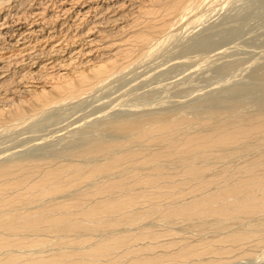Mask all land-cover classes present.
<instances>
[{
  "label": "bare ground",
  "instance_id": "6f19581e",
  "mask_svg": "<svg viewBox=\"0 0 264 264\" xmlns=\"http://www.w3.org/2000/svg\"><path fill=\"white\" fill-rule=\"evenodd\" d=\"M203 1L216 0H11L9 4L0 6V124L23 119L26 111H39L51 103L89 90L108 73H114L113 70L124 68L129 61L137 59L143 47L152 43L150 39H156L173 24L176 25L175 22L182 20ZM50 7L57 10L51 11ZM157 41L154 43L160 42ZM154 43L147 47L148 51ZM69 69L71 74L68 75L65 70ZM52 79L56 82L50 85L49 90L41 88ZM6 82L10 85L3 87ZM36 82L40 83L39 88H32ZM218 118H222L221 115ZM132 119L115 126L137 149H133L131 144L123 147L121 141L116 140L106 141L110 143L105 144L107 147L101 143V150H104L100 152L97 151L99 147H89L92 149H87L90 159L94 154L96 158L100 155L105 159L102 163L90 160L93 161L91 166L88 165L90 168L72 161L65 164L50 161V164L49 160L0 165V249L7 247V250L10 246L9 253L3 252L5 256L0 258V263L100 264L105 260L110 264L115 257L110 258V255L115 249L126 245L124 251H119L125 256L130 255L129 264H161L166 257L168 260L172 257L183 260L196 254V250L191 248L194 245L186 242L176 251L173 249L175 252L172 254L167 255L168 252L163 251V254L158 253L160 255L141 257L137 252L140 250L131 249L130 240L126 242L129 238H126L125 231L122 234L118 228L122 225L126 228L129 224L135 226L140 220L155 216L168 223V226L164 224L168 228H171L169 224L185 221L202 231L204 224L219 227L220 223L223 225L231 218L238 220L244 216L264 215L263 112L257 117H235L228 124L165 115ZM192 124H199L202 128L207 126L203 130L188 132ZM252 138L255 140L251 141ZM144 142L151 144L152 148L151 145L143 147ZM237 146L242 152H254L257 156L252 157L256 158L236 168L227 165L217 167L219 162L223 164L222 159L238 154ZM233 148L235 150H230ZM210 157L213 162L208 160ZM162 161L173 163V169L165 170ZM258 167L261 170L258 171ZM103 174L106 180L103 176L101 183L92 181L88 190H83L82 186L81 189L72 188V195H57L62 193L63 187L81 186L83 180H92L94 176ZM235 175L238 177L234 178ZM139 184L143 193L138 192ZM44 198H49L46 203L42 202ZM36 200L42 205L36 204ZM261 228L264 229V223L258 229ZM152 229L147 228L140 234L145 238L155 237L157 234L154 235ZM43 231L57 236L59 242L60 238L71 236V239H66L68 242L65 241L69 247L79 245L84 234L93 236L103 231L108 235L91 243L86 250L75 252L79 257L73 260L72 257L67 259L70 254L65 253L55 256H43L41 253L42 256L33 258L27 251L29 258L23 259L20 254L23 250L18 253L17 248V253L11 254L12 247L25 248L21 245L23 241L18 239L20 234L21 240L26 235L34 239L42 236ZM79 233L83 234L79 235L82 239L77 236ZM240 235L243 236L233 233L225 238L238 240ZM28 238L26 243H30ZM89 239L85 237L84 242ZM115 255L118 254L115 252ZM85 256L92 258L90 262ZM208 260H192L191 264H206Z\"/></svg>",
  "mask_w": 264,
  "mask_h": 264
},
{
  "label": "rangeland",
  "instance_id": "374dc122",
  "mask_svg": "<svg viewBox=\"0 0 264 264\" xmlns=\"http://www.w3.org/2000/svg\"><path fill=\"white\" fill-rule=\"evenodd\" d=\"M0 2H3L2 4L0 3V6H3L9 4L11 0H8V3L6 0H0ZM53 9L54 7L52 9L50 7L51 11L57 10ZM120 10H123V7H121ZM184 17L179 22L177 21L178 23L175 22L176 25L173 24L174 26L172 25L168 30L160 34L158 36L160 39L157 37L158 34L155 36V38L157 37L156 39L152 38V41L150 39L149 42L152 43L157 40L160 42L157 41L158 43H154L153 46H150V52L147 47L150 44L152 45V43L145 45L146 48L143 47V50L147 49L146 52L145 50H141V52H139L141 55H137L139 59H133L134 62L133 60L129 61V64L126 65L128 68L125 66L119 70H113L114 73L111 71L112 73H108L109 75L102 81L94 84L92 88L80 95H75L74 97L70 96L59 102L51 103L39 111H26V115L23 119L3 122L5 125L1 122L0 165L7 164V162H26L27 160H38V162L49 160L48 163L50 164V161L56 164H65L72 161L84 167L89 164L91 166V162L93 161L102 163L105 159L100 155L96 158L94 154L93 159H90V155L87 154L89 153L87 149L89 151L92 149L89 147L92 148L95 146V149L99 147L97 151L99 150L98 152H100L104 150H101L104 146L107 147V145L110 144H107V142L116 140L121 141L123 147L131 144L133 149H137L134 143L133 145L132 142H128L126 135L116 130V126L119 122L133 120L132 118L136 119L138 117L145 118L165 115L170 118L182 117L190 120L195 118L194 120L197 122L208 119L207 121H210L212 124L216 122H225V124H228L232 122V119L235 117H257L262 112L264 113V0L203 1L196 9H193L191 12L189 11V14ZM84 18L89 19L88 16ZM218 25L221 26L219 27ZM142 51L146 53L145 55L143 53V56ZM65 71L68 72L71 71V69ZM69 74L71 73L68 72V75ZM7 82L3 83L5 84L3 87L10 85L7 84ZM55 82L56 80L52 79L51 82H45L41 88L49 90L50 85ZM37 86H40V83H33L31 87L39 88ZM209 111H212L211 115ZM212 113L217 115H213ZM220 115L223 119L218 118ZM229 115L232 116V118H230ZM212 116H215V118ZM216 117L220 120L218 121ZM255 122L257 121L255 120ZM192 125L193 127L188 128V132L197 131L199 128H202L199 124ZM113 126H115V128ZM205 126H203L201 130H203ZM254 140L255 138H252L251 141ZM101 143L104 144L103 147ZM144 143L143 147H149V145H151L146 142ZM150 147L152 148V145ZM235 148L236 150L239 149L238 154H231L232 156L229 155L222 159L221 161L223 164L219 162V166L217 167H220V165H227L229 168H236L244 165L248 160L256 158L252 157L254 152H242L238 146ZM230 150L233 151L235 149L233 148ZM84 152H86L85 154L87 155H85ZM95 153L97 154V152ZM208 160L213 162V158L211 157ZM163 162L164 161H162V163ZM123 166L125 167V165ZM173 166L174 164L170 162H164L162 164V167L167 171L172 170ZM129 169L131 168H128V170ZM259 170H261V168L258 167V171ZM142 172H145V170ZM97 176H94V179H96ZM103 176L104 174L101 175L100 178L97 177V180L100 181L85 179L83 180L84 183H79L81 186L75 184L73 185L74 187H63L62 190L65 192L61 190L62 193L57 195H72V188L81 189L82 186L84 188L83 190H88V188H91V184L89 183L92 181L101 183L103 181ZM104 177L103 179L106 180L107 177ZM235 177H238V175H235L234 178ZM141 185L143 186L142 183ZM141 185L139 184L138 186V192L141 191L143 193V191L140 190L142 189L140 188L142 187ZM47 199L49 198H44L42 202L46 203L45 201ZM42 202L36 200V204L41 203L40 205H42ZM260 215L261 214L254 215L252 217L244 216L238 220L231 218L223 222V225L220 223L219 227L221 228L211 227L209 224L205 226L204 224L202 231L197 230V227H192L191 224L185 221H178V223L176 222L174 225L169 224L171 228H168L166 227L168 223L162 222L161 219L158 218V220L157 217L154 216L151 217L152 220L151 218H144V221L140 220V222H137L139 224L135 226L129 224V228L126 225V228L122 225L123 227L120 226L118 228L119 231H117H121L122 234L125 231L124 234L126 238H129L126 242L130 240L128 242L129 246L131 249L134 247L136 251L140 250L137 252H139L138 254H140L139 256L141 257H144V255L147 257L151 254L160 255L163 251L164 253L168 252L167 255H169V253L172 254L175 252L178 247L185 245L186 242L194 245L193 247L191 246V248H194V251L196 250V254H191V256H188L189 258L183 260L177 258L173 259V257L170 258L172 260H168L166 257L165 261L161 264L165 262V264H180V261L181 264H183L182 262H184V264L188 262L191 264L192 260L196 262V260L202 261V259H209L206 264H264V229L261 228V230H259L260 227L263 226L264 215ZM141 224H143V226ZM164 224H166V226ZM172 227H174L173 230H171ZM144 228H154L152 231L153 234L155 233L154 235L157 234L155 236L156 238L149 236L151 237L149 239V237L145 238L144 235L143 238L140 233L145 230ZM167 229L171 230V232H168ZM165 230L167 232H165ZM43 232V234L41 233L42 236L37 237L38 239L36 237L33 239V236L26 235L25 237L23 235L25 239L22 237L21 240L22 234H20L19 238V235H17L15 238H18L21 242L23 241L21 245L25 248L23 249L21 246L12 247V253H10L15 254L17 250L19 251L18 253H20L23 250L20 253L23 259L26 257V259H28L29 256H33V258L39 255L42 256V254L43 256H55L57 253L58 255L65 253L70 254L67 259L71 260L72 257L73 260V258L76 259L79 257L76 255L79 250L82 251L84 248L86 250L88 246L90 247L91 243L93 244L98 240L100 241V239H103L106 235V232L103 233V231L95 233L93 236L84 234V236H82L83 239L85 240V237H89L90 239L88 241L84 242L83 240L80 242L81 245H75L76 247L72 245L69 247L70 244H66L68 242L66 239H71V236L68 238H60L59 242V239H57V236L55 237L54 234L47 231ZM172 233H176V235L174 234V236H172ZM233 233L243 234V236L240 235L241 237L239 236L240 238L238 240L225 238L227 235ZM81 234L82 233H79L77 236L79 237ZM220 236L223 238H218ZM27 237L30 238H28L30 243H26ZM79 239H82L81 236ZM41 241H44V243ZM63 241L67 242L64 243ZM176 242L178 244H176ZM41 245H43V247ZM146 245H148V247ZM165 245L167 248H165ZM125 246L126 245H122L119 249H115L116 254L122 256L115 255V252H113L110 258L113 256L116 258L114 257L113 263L111 262L110 264H129L130 255L128 254L125 256L124 252V255L120 252L124 251ZM139 247L142 249H139ZM5 248L7 247L0 249L1 259L10 251V246H8L7 250ZM65 250L67 251L64 252ZM73 250L74 252H72ZM26 251L28 254L30 253L29 256ZM68 251H71V253ZM72 254H75V256ZM86 259H89L88 261L90 262L92 258L88 256ZM100 264L109 263L102 260Z\"/></svg>",
  "mask_w": 264,
  "mask_h": 264
}]
</instances>
